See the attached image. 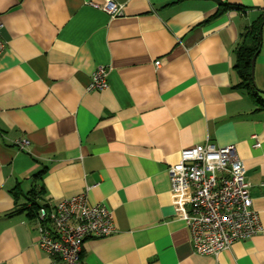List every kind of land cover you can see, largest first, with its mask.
<instances>
[{
	"label": "crops",
	"instance_id": "0c3cea01",
	"mask_svg": "<svg viewBox=\"0 0 264 264\" xmlns=\"http://www.w3.org/2000/svg\"><path fill=\"white\" fill-rule=\"evenodd\" d=\"M114 2L120 17L89 5L103 0H0V264H65L37 244L31 191L40 206L84 194L112 213L82 264H264V111L234 87L264 0ZM218 2L239 10L203 23ZM98 66L107 87L86 92ZM205 140L233 146L261 228L215 257L194 254L166 175Z\"/></svg>",
	"mask_w": 264,
	"mask_h": 264
},
{
	"label": "built area",
	"instance_id": "2783aa9c",
	"mask_svg": "<svg viewBox=\"0 0 264 264\" xmlns=\"http://www.w3.org/2000/svg\"><path fill=\"white\" fill-rule=\"evenodd\" d=\"M89 5L110 17L123 14V6L114 0ZM2 50L0 40V54ZM106 77V68L98 66L86 92L104 90ZM27 144L24 140L18 142L21 149ZM166 175L175 218L188 230L194 254L215 257L235 242L260 233L244 168L233 146L216 147L208 140L198 142L181 150L179 160L168 166ZM36 230L42 250L58 256L65 264H82L83 241L112 235L114 219L105 206L89 205L81 194L51 208H40Z\"/></svg>",
	"mask_w": 264,
	"mask_h": 264
},
{
	"label": "trees",
	"instance_id": "16d2710c",
	"mask_svg": "<svg viewBox=\"0 0 264 264\" xmlns=\"http://www.w3.org/2000/svg\"><path fill=\"white\" fill-rule=\"evenodd\" d=\"M239 10L235 8V6H230L226 4L219 3L217 4V10L212 17L204 21L203 23H208L215 21L222 17L229 10ZM263 17L255 22L252 26H250L246 31L241 35V43L239 47L234 51V70L238 76L239 82L234 86L242 90L246 96L250 99L252 104H254L256 111H264V101L259 97L260 91L253 86L251 79V60L257 51L261 52V39H260V28L263 21ZM257 54L256 58L259 56ZM264 66V64H263ZM39 194H32L30 198L32 199V203L30 209L27 213L28 217L31 219H36L38 217V211L40 208L44 207L48 209V205L45 203L43 205H38L35 201Z\"/></svg>",
	"mask_w": 264,
	"mask_h": 264
},
{
	"label": "rangeland",
	"instance_id": "374dc122",
	"mask_svg": "<svg viewBox=\"0 0 264 264\" xmlns=\"http://www.w3.org/2000/svg\"><path fill=\"white\" fill-rule=\"evenodd\" d=\"M262 41L264 43V29L262 34ZM253 82L257 89H264V73L260 64H256L253 70ZM264 98V97H263Z\"/></svg>",
	"mask_w": 264,
	"mask_h": 264
},
{
	"label": "water",
	"instance_id": "95a60500",
	"mask_svg": "<svg viewBox=\"0 0 264 264\" xmlns=\"http://www.w3.org/2000/svg\"><path fill=\"white\" fill-rule=\"evenodd\" d=\"M258 53H259V51L256 52V54L253 56V58L251 60V71H250V73H251V79H252L253 86H255L254 82H253V70H254V64H255L256 56Z\"/></svg>",
	"mask_w": 264,
	"mask_h": 264
}]
</instances>
